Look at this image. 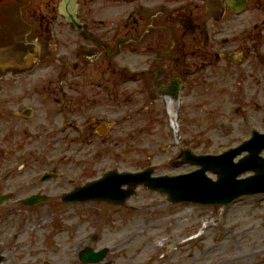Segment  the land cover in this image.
<instances>
[{"label":"rangeland","instance_id":"1","mask_svg":"<svg viewBox=\"0 0 264 264\" xmlns=\"http://www.w3.org/2000/svg\"><path fill=\"white\" fill-rule=\"evenodd\" d=\"M96 2L101 1H85L81 10L85 17L91 16L92 9L99 13L96 24L101 18L104 23L121 24L132 6L129 0H104L103 8ZM253 14L264 18V7H249L243 15L248 18ZM253 22L245 24L249 27ZM72 30L80 38V33ZM236 56L237 62L230 67L226 62L216 65L220 73L201 64L198 74L206 84L197 82L193 94L189 87L184 89L181 142L167 124L165 100L146 90L140 92L144 87L140 75L120 82L119 88L132 94L129 106L121 107L124 112H108L116 121L121 120L119 115H129L131 121L126 124L134 130V143L114 148L118 157L99 142L85 143L77 154V145L45 136L39 140L31 128L19 134L23 139L18 144L5 142L2 130L13 123L1 119L0 194L14 193L0 206L2 264H43L45 260L82 264L79 252L86 246L109 247L108 255L98 264H264V193L240 196L226 206L173 204L166 195L139 186L121 205L61 201L63 193L108 169L139 170L152 164L157 175L185 173L196 167L170 163L184 148L220 153L240 145L255 131L264 133V60L248 70L239 63L238 53ZM139 58L127 53L120 56L136 73L142 69ZM241 69H246L243 75ZM82 83L79 86L89 85L84 80ZM53 169L60 175L41 181V175ZM33 192H43L47 199L34 205L19 202Z\"/></svg>","mask_w":264,"mask_h":264},{"label":"flooded vegetation","instance_id":"2","mask_svg":"<svg viewBox=\"0 0 264 264\" xmlns=\"http://www.w3.org/2000/svg\"><path fill=\"white\" fill-rule=\"evenodd\" d=\"M129 1L121 29L87 25L106 50L86 38L75 44L67 27L56 23L51 0L0 3V120L13 123L2 130L3 141L18 144L19 134L31 128L35 137L60 142L134 143L129 115L108 117L124 112L131 99L127 88H119L121 80L145 75L149 85L169 74L189 84L200 63L223 60L230 67L238 53L239 63L251 70L264 60V21L247 28V17L238 20L243 13L233 12L232 0ZM248 6L262 8L264 0H248ZM137 48L145 52L142 73H126L120 55ZM82 80L89 85L79 86Z\"/></svg>","mask_w":264,"mask_h":264},{"label":"water","instance_id":"3","mask_svg":"<svg viewBox=\"0 0 264 264\" xmlns=\"http://www.w3.org/2000/svg\"><path fill=\"white\" fill-rule=\"evenodd\" d=\"M74 1L64 0L61 9L64 11L65 8L68 18L80 27L77 17L73 14ZM263 148L264 134L254 133L251 140L219 156L195 155L187 151L177 162L185 161L201 166L191 173L177 176H152L153 167L140 172L110 171L103 178L65 195L64 199H104L122 203L134 193L138 184L144 183L153 190L168 194L171 202L188 201L225 205L240 195L264 191V158L259 155ZM244 150H249L250 155L239 163H234V157ZM248 169L256 171V174L248 178H237ZM208 170L219 174L217 181H213L206 175ZM123 185H128L129 188L125 189ZM4 198H8V195ZM28 201L33 202L34 199L29 198ZM107 251V248L97 252L87 248L81 252V259L83 262H98L105 257Z\"/></svg>","mask_w":264,"mask_h":264},{"label":"bare ground","instance_id":"4","mask_svg":"<svg viewBox=\"0 0 264 264\" xmlns=\"http://www.w3.org/2000/svg\"><path fill=\"white\" fill-rule=\"evenodd\" d=\"M168 106H169V110H170L171 117H172V119H173V120H172V123H173V125H174L173 128L177 129L178 125H177L176 120H175V117H176V115H175L176 104L170 102V103L168 104Z\"/></svg>","mask_w":264,"mask_h":264}]
</instances>
